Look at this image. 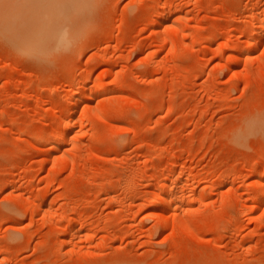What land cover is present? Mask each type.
<instances>
[{
    "label": "rangeland",
    "instance_id": "rangeland-1",
    "mask_svg": "<svg viewBox=\"0 0 264 264\" xmlns=\"http://www.w3.org/2000/svg\"><path fill=\"white\" fill-rule=\"evenodd\" d=\"M263 17L0 0V264H264Z\"/></svg>",
    "mask_w": 264,
    "mask_h": 264
},
{
    "label": "bare ground",
    "instance_id": "bare-ground-1",
    "mask_svg": "<svg viewBox=\"0 0 264 264\" xmlns=\"http://www.w3.org/2000/svg\"><path fill=\"white\" fill-rule=\"evenodd\" d=\"M263 15V14H262ZM262 17V16H261ZM261 19V18H260ZM263 19H264V17H263ZM262 24V26L264 27V20H263V22H261ZM175 48V47H174ZM180 50V49H179ZM72 86V85H71ZM104 90V89H103ZM60 140V139H59ZM56 143H55V146H58V142H60V141H55ZM65 161V160H64ZM260 177L261 176H259V177H257V178H255V181L256 182H258V179H260ZM166 188V187H165ZM169 194H167V193H165V192H163V193H161V195H160V199L162 198V200L163 199H166V197L168 196ZM263 198H264V189H263V192H262V195H261ZM179 199V198H178ZM172 206H174L173 208V210L175 211V212H180L182 209H184L185 207H187L188 206V203L187 202H178V200L177 199H173V201H172ZM174 212V213H175ZM176 215V214H175ZM176 217V216H175ZM177 218H179V220H180V217H177ZM176 218V220L178 221V219ZM183 220V219H182ZM181 221V220H180ZM182 222V221H181ZM180 222V223H181ZM183 222H184V220H183ZM186 225L187 224H185V227L183 226L182 227V229L183 228H185L186 229ZM180 226H182V225H180ZM188 226V225H187ZM192 227V226H191ZM194 228V227H193ZM187 230V229H186ZM188 230H189V234H190V231H192V230H190V228H188ZM195 230V229H194ZM73 231V230H72ZM186 232V231H185ZM198 232V231H197ZM188 233V232H187Z\"/></svg>",
    "mask_w": 264,
    "mask_h": 264
}]
</instances>
